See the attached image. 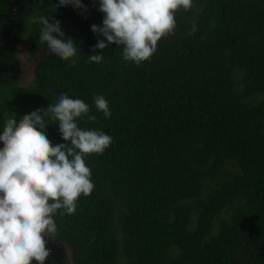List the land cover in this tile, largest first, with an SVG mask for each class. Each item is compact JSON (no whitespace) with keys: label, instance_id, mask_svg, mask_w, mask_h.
<instances>
[{"label":"trees","instance_id":"1","mask_svg":"<svg viewBox=\"0 0 264 264\" xmlns=\"http://www.w3.org/2000/svg\"><path fill=\"white\" fill-rule=\"evenodd\" d=\"M19 3L0 0V130L9 113L19 122L64 94L96 117L77 118L79 128L112 137L84 157L90 195L54 216L50 235L69 246L72 264H264V0H192L139 65L115 44L89 62L103 39L91 31L102 26L99 0H82L86 12ZM41 15L74 39V67L41 43L42 25L29 22ZM23 40L37 58L27 85L10 72ZM99 95L109 118L95 107ZM45 123L53 146L66 143L56 121Z\"/></svg>","mask_w":264,"mask_h":264},{"label":"clouds","instance_id":"2","mask_svg":"<svg viewBox=\"0 0 264 264\" xmlns=\"http://www.w3.org/2000/svg\"><path fill=\"white\" fill-rule=\"evenodd\" d=\"M58 7L87 11L82 0H58L52 8ZM191 7L192 0H99L102 26L92 25L91 31L103 39L97 40L89 62L100 63L104 55L95 54L97 49L103 51L112 44L124 46L125 61L137 65L147 61L157 50V42L173 34L174 13ZM29 22L42 25L40 41L46 42L52 54L71 59V67L76 65L78 49L74 39L65 36L60 20L41 15ZM195 31L193 23L188 35ZM94 100L97 110L109 118V102L102 95ZM88 113L84 101L61 94L47 109L25 114L19 122L14 113L8 114L0 130V264H31L33 260L44 264L49 257L45 236L56 231L55 214L61 209L60 215L74 213L77 199L92 192L91 171L84 157L103 153L112 137L79 128L75 121L82 115L95 121ZM46 117L57 122L66 143H50Z\"/></svg>","mask_w":264,"mask_h":264},{"label":"rangeland","instance_id":"3","mask_svg":"<svg viewBox=\"0 0 264 264\" xmlns=\"http://www.w3.org/2000/svg\"><path fill=\"white\" fill-rule=\"evenodd\" d=\"M9 1H11L12 7L14 5L19 7V0ZM28 53V44L26 40H23L17 46V59L15 64L10 68V72L20 81L22 85H27L31 83L34 77L33 70L37 58L29 59ZM47 235L48 236H45L46 248L48 249L50 254L52 253V255L54 252H58V255H53L54 262H56L57 264H72L71 250L69 246L65 244H59L56 242L55 238L52 235Z\"/></svg>","mask_w":264,"mask_h":264},{"label":"flooded vegetation","instance_id":"4","mask_svg":"<svg viewBox=\"0 0 264 264\" xmlns=\"http://www.w3.org/2000/svg\"><path fill=\"white\" fill-rule=\"evenodd\" d=\"M9 1V0H8ZM10 3V2H9ZM19 7H20V3H19ZM18 7V9H19ZM20 10V9H19ZM10 11L12 12L13 9H10ZM3 48V47H2ZM3 50V49H2ZM50 254V252H49ZM53 255H58V252H54ZM52 255V253L50 254V256L45 260L44 264H57L56 262H54V256ZM31 264H37L36 261H32ZM66 264V263H65Z\"/></svg>","mask_w":264,"mask_h":264},{"label":"water","instance_id":"5","mask_svg":"<svg viewBox=\"0 0 264 264\" xmlns=\"http://www.w3.org/2000/svg\"><path fill=\"white\" fill-rule=\"evenodd\" d=\"M27 42V41H26Z\"/></svg>","mask_w":264,"mask_h":264}]
</instances>
